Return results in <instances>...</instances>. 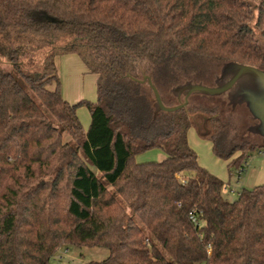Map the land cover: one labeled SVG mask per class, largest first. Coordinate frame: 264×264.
<instances>
[{
	"label": "trees",
	"instance_id": "trees-1",
	"mask_svg": "<svg viewBox=\"0 0 264 264\" xmlns=\"http://www.w3.org/2000/svg\"><path fill=\"white\" fill-rule=\"evenodd\" d=\"M71 53L95 102L61 94L55 58ZM202 59L264 71V0H0V264L95 246L108 255L84 264H264V183L228 201L188 130L201 112L229 169L258 146L229 141L213 110H156L133 79L160 93L198 81ZM152 148L165 157L135 161Z\"/></svg>",
	"mask_w": 264,
	"mask_h": 264
},
{
	"label": "rangeland",
	"instance_id": "rangeland-1",
	"mask_svg": "<svg viewBox=\"0 0 264 264\" xmlns=\"http://www.w3.org/2000/svg\"><path fill=\"white\" fill-rule=\"evenodd\" d=\"M55 63L60 80V91L65 100L70 103L78 102L81 99L89 102L96 101L98 76L89 72L76 54L58 55L55 58ZM195 65L197 68L199 67L201 77L193 83H200L210 88L224 84L231 79L233 74L228 62L219 63L202 59L197 60ZM189 82L185 81L168 89L160 87L163 100L170 106L177 104L178 96L180 98L183 96L181 87ZM261 86L262 84L256 80L252 73L246 72L232 88L216 94L194 93L189 97L186 105L190 108L213 110L222 123L223 131L229 141L233 143L249 142L258 146L248 154L242 169L238 170L235 167L229 169L228 161L215 156L212 152L211 142L200 135L205 129L201 112L198 111L193 116L194 122L188 130V143L196 152L199 164L224 182L222 196L228 201L235 200L241 188H251L264 183V138L256 131L258 120L253 115L249 106V98L244 92L248 88L258 91ZM77 115L85 131L90 123L88 108L85 105H80L77 108ZM161 154L165 157L163 150L152 148L138 154L137 157L135 156V161L136 159L137 162L159 161L164 158ZM238 155L239 152H236L232 157ZM134 218L136 219L135 216ZM138 225L141 226L140 223ZM107 255L108 250L105 247H71L68 250L62 247L58 249L56 256L50 259L49 264H84L102 260Z\"/></svg>",
	"mask_w": 264,
	"mask_h": 264
},
{
	"label": "water",
	"instance_id": "water-1",
	"mask_svg": "<svg viewBox=\"0 0 264 264\" xmlns=\"http://www.w3.org/2000/svg\"><path fill=\"white\" fill-rule=\"evenodd\" d=\"M229 66L233 70V74L231 79L226 81L224 84L217 87H207L200 83H186L181 87V91H183V96L180 98L178 96V103L172 106H166L161 99L160 93L158 89L153 84L151 77L147 74H143L141 79H135L137 82L146 83L150 88L153 99L155 102L156 110L164 111V112H174L183 107H185L188 103L189 97L194 93H208V94H216L226 91L233 87V85L237 82V80L246 72L252 73L256 80L262 84L260 90H252L251 88L244 90L246 97L249 99V106L255 118L258 120V124L256 126V131L260 136L264 138V71L260 70L257 67L250 65H240L229 62Z\"/></svg>",
	"mask_w": 264,
	"mask_h": 264
},
{
	"label": "built area",
	"instance_id": "built-area-1",
	"mask_svg": "<svg viewBox=\"0 0 264 264\" xmlns=\"http://www.w3.org/2000/svg\"><path fill=\"white\" fill-rule=\"evenodd\" d=\"M190 219L193 223L197 224V219L192 215V213H189Z\"/></svg>",
	"mask_w": 264,
	"mask_h": 264
},
{
	"label": "crops",
	"instance_id": "crops-1",
	"mask_svg": "<svg viewBox=\"0 0 264 264\" xmlns=\"http://www.w3.org/2000/svg\"><path fill=\"white\" fill-rule=\"evenodd\" d=\"M71 54H73V53H71ZM68 55V54H67ZM84 123H86V121H84ZM162 155V154H161ZM136 157H137V155H136ZM162 157H164V155H162ZM136 162H137V159H136Z\"/></svg>",
	"mask_w": 264,
	"mask_h": 264
},
{
	"label": "flooded vegetation",
	"instance_id": "flooded-vegetation-1",
	"mask_svg": "<svg viewBox=\"0 0 264 264\" xmlns=\"http://www.w3.org/2000/svg\"><path fill=\"white\" fill-rule=\"evenodd\" d=\"M264 131V130H263Z\"/></svg>",
	"mask_w": 264,
	"mask_h": 264
}]
</instances>
